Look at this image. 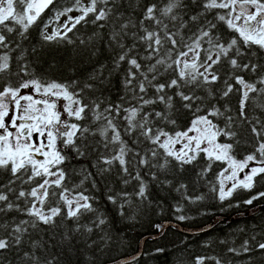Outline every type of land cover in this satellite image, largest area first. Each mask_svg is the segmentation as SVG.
Segmentation results:
<instances>
[{
	"label": "snow or ice",
	"instance_id": "6c2138e0",
	"mask_svg": "<svg viewBox=\"0 0 264 264\" xmlns=\"http://www.w3.org/2000/svg\"><path fill=\"white\" fill-rule=\"evenodd\" d=\"M54 3L0 0V264H12L6 252L19 264H97L118 239L101 192L115 216L138 221L155 185L177 194L185 221V203L206 199L190 184L221 203L264 184V0H72L40 32L79 50L70 79L38 72L37 48L24 47ZM252 241L227 252L264 264V242ZM207 260L231 264H195Z\"/></svg>",
	"mask_w": 264,
	"mask_h": 264
},
{
	"label": "trees",
	"instance_id": "16d2710c",
	"mask_svg": "<svg viewBox=\"0 0 264 264\" xmlns=\"http://www.w3.org/2000/svg\"><path fill=\"white\" fill-rule=\"evenodd\" d=\"M72 0H55V3L46 9L37 24L29 31V39L24 41V47H36L39 55L30 57L34 61L33 66L38 72L46 73L49 78L70 79L74 73L70 70L74 64H79L80 56L78 49L74 51L72 45L58 46L55 44H45L41 40L40 32L43 24L53 16L54 12L60 8L71 6ZM78 35L87 38L94 31L95 26H77ZM70 35H72L70 33ZM15 38V34H13ZM75 38V37H74ZM81 67H86L80 65ZM118 80V77L116 78ZM114 80V87L111 92L113 100L118 98L119 85ZM235 99L233 103H235ZM222 165H213L212 171L208 173L207 180L215 182L216 173ZM187 177L194 175V170L189 168L185 173ZM153 206L147 210L143 219L138 221H122L114 215L112 206L106 205L103 193L100 195L99 206L109 209L108 215L112 220L113 235L118 237L108 248L103 251L97 250V264H104L120 256L132 254L140 247L141 238L145 234L155 233L158 230L153 227L161 224L164 220H174L189 227H199L211 222L216 216H233L237 212L246 211L250 207L264 204V199L256 200L253 204H245L251 195L258 191H264V184H258L252 192L237 190L233 197L221 203L216 194L212 193L204 181H200L195 186L190 184V192L194 195L204 194L206 199L197 204L185 203V213L190 217L185 221L176 219L178 213L174 211L177 201V194L153 185L150 189ZM159 204L162 207L158 208ZM255 236V241L264 242V208L257 212L246 215L232 221H221L210 229L198 232L187 233L176 226H169L164 234L156 239H148L144 246L143 254L136 260L128 264H195L196 257L199 256H219L231 261V264H247L248 255H233L227 252L228 247L239 248L245 240H250ZM226 241L227 243H221ZM156 249H164L157 252ZM258 258L259 253L253 254ZM4 256L12 264H19L15 253L6 252ZM65 264H69V259L65 258ZM71 264H76V257H71ZM206 264H215L212 260H207Z\"/></svg>",
	"mask_w": 264,
	"mask_h": 264
},
{
	"label": "water",
	"instance_id": "95a60500",
	"mask_svg": "<svg viewBox=\"0 0 264 264\" xmlns=\"http://www.w3.org/2000/svg\"><path fill=\"white\" fill-rule=\"evenodd\" d=\"M261 208H264V204H258V205L252 206L246 211H241V212L235 213L233 216L219 215V216H216L211 222H209V223H207L205 225L199 226V227H189V226H185V225L181 224L178 221L164 220L161 224H166L167 227L164 229V231L162 233L160 231H157L155 233L145 234L141 238L140 247H139V249L136 252H134L132 254L120 256V257H118V258H116L114 260H111L109 262H106L104 264H119V262H128V263H130V262L138 259L143 254L144 246H145L146 241L148 239L159 238L160 236H162L164 234V232L166 231V229L169 226H176L180 230H182L184 232H187V233H198V232H203V231H206V230L210 229L211 227H213L214 225L218 224L221 221H232L234 219L241 218V217H244L246 215H251V214L257 212L258 210H260Z\"/></svg>",
	"mask_w": 264,
	"mask_h": 264
},
{
	"label": "rangeland",
	"instance_id": "374dc122",
	"mask_svg": "<svg viewBox=\"0 0 264 264\" xmlns=\"http://www.w3.org/2000/svg\"><path fill=\"white\" fill-rule=\"evenodd\" d=\"M79 13H77V12H72V13H70V15H72V16H76V15H78ZM66 19V17H61V19H60V23H63L64 22V20ZM55 25H53V27H54ZM49 31H51L52 29L51 28H49L48 29ZM243 177V173H241V178Z\"/></svg>",
	"mask_w": 264,
	"mask_h": 264
}]
</instances>
